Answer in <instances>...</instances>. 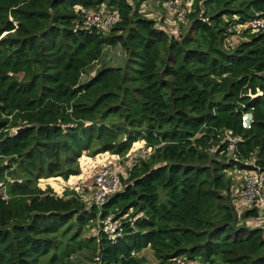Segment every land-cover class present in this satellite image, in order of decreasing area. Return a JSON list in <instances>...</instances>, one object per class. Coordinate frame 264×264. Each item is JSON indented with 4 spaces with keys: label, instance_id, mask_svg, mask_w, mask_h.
<instances>
[{
    "label": "trees",
    "instance_id": "1",
    "mask_svg": "<svg viewBox=\"0 0 264 264\" xmlns=\"http://www.w3.org/2000/svg\"><path fill=\"white\" fill-rule=\"evenodd\" d=\"M140 1L0 0V264H145V249L160 264H264V206L233 195L242 172L264 175V33L234 30L264 19V0H195L172 35ZM76 7L118 21L87 30ZM118 45L125 66L89 76ZM137 141L148 156L100 208L38 187L78 174L84 151ZM109 215L123 237L88 236Z\"/></svg>",
    "mask_w": 264,
    "mask_h": 264
},
{
    "label": "built area",
    "instance_id": "2",
    "mask_svg": "<svg viewBox=\"0 0 264 264\" xmlns=\"http://www.w3.org/2000/svg\"><path fill=\"white\" fill-rule=\"evenodd\" d=\"M195 0H164V7L170 12L175 14V22L186 23L187 15L191 9L192 4ZM80 15L82 14V23L87 30L95 29L101 31H111L114 25L118 21V15L113 11H106L104 7L90 11L78 7ZM162 19V18H161ZM156 23V21H154ZM155 27H158L155 24ZM235 34H239L243 31H249L251 33H264V19L256 17L248 22L238 24L234 27ZM174 34H178L174 32ZM261 93L258 92L255 95L247 94L248 97L252 98ZM241 111V125L244 129L249 130L252 126L253 116L250 111L245 109L244 104H240ZM228 135L231 133L228 132ZM238 138L230 137L231 143L238 141ZM130 166V164L128 165ZM131 167V166H130ZM121 177H125V174L116 163H109L99 168L94 176V180L88 188L87 196H81L82 201L85 203L87 208L100 206L107 200L109 196L117 192L120 188ZM237 178V177H236ZM263 174L248 173L239 175L237 178L239 186L236 188V195L240 201H246L253 204L256 207L264 206V188H263ZM239 190V191H237ZM3 200L7 197L5 193H0ZM98 230L102 234L108 236L112 243H115L118 239L123 237V230L119 223V220H113V215H109L104 220H97ZM131 256H137L135 252H131ZM90 264H104L100 258L93 261ZM147 264H160L156 259H151ZM167 264H200L198 261H188L184 257L174 258L169 260Z\"/></svg>",
    "mask_w": 264,
    "mask_h": 264
},
{
    "label": "rangeland",
    "instance_id": "3",
    "mask_svg": "<svg viewBox=\"0 0 264 264\" xmlns=\"http://www.w3.org/2000/svg\"><path fill=\"white\" fill-rule=\"evenodd\" d=\"M139 9L146 17L156 21L155 24H157L158 27L165 26L168 29L170 35L174 34V32H178V25L174 20L175 14L164 7V0H141ZM76 10H78V7H76ZM105 10L110 11L106 8ZM80 18L81 20L84 18L82 17V14L80 15ZM161 20H163L164 24H161ZM188 25L189 24H186V29L188 28ZM101 32L105 35L110 33L109 31ZM103 54V58L87 71L89 76L104 64H107L106 67L114 68H122L126 64V55L120 45L106 48ZM85 81H87V79L82 77L81 82ZM147 156L148 149L145 148L144 141H137L133 143L131 149L124 156H117V154L108 152L91 155L90 153L84 151L76 161V166L79 169L78 174L69 175L67 179H64L61 176L41 179L38 183V187L41 190H47L48 188L51 189L52 194H54L56 197H64L68 191L74 192L76 194L78 193L80 196H87L88 188L92 184L94 176L99 168L109 163H116L121 168L126 177L128 171L131 168L130 166L136 163L137 158L139 157V159H144ZM129 164L130 166H128ZM245 173L246 172H242L240 175ZM237 178H239V175ZM3 192V189L0 190V193ZM233 192V195L236 196L234 198L235 202L239 203L240 200L237 198L236 190ZM245 207L248 208L247 206ZM120 222L121 220L119 223ZM97 228L96 221L95 227H93L92 230L89 228L90 230L88 236L96 234ZM139 256H144L147 259L145 264H147L149 260L153 258L150 249H145L141 254H139ZM41 264H45L44 259H42ZM82 264L89 263L83 260Z\"/></svg>",
    "mask_w": 264,
    "mask_h": 264
},
{
    "label": "water",
    "instance_id": "4",
    "mask_svg": "<svg viewBox=\"0 0 264 264\" xmlns=\"http://www.w3.org/2000/svg\"><path fill=\"white\" fill-rule=\"evenodd\" d=\"M126 1L128 2V4H131V0H126ZM21 130H23V128H20L17 131H21Z\"/></svg>",
    "mask_w": 264,
    "mask_h": 264
}]
</instances>
